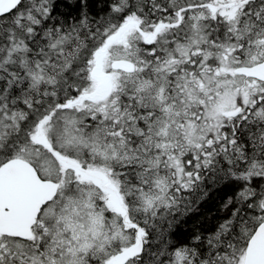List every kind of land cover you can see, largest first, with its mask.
I'll return each mask as SVG.
<instances>
[{
    "label": "snow or ice",
    "instance_id": "1",
    "mask_svg": "<svg viewBox=\"0 0 264 264\" xmlns=\"http://www.w3.org/2000/svg\"><path fill=\"white\" fill-rule=\"evenodd\" d=\"M0 264H264V0H0Z\"/></svg>",
    "mask_w": 264,
    "mask_h": 264
},
{
    "label": "trees",
    "instance_id": "2",
    "mask_svg": "<svg viewBox=\"0 0 264 264\" xmlns=\"http://www.w3.org/2000/svg\"><path fill=\"white\" fill-rule=\"evenodd\" d=\"M228 190L222 192H211L207 199L202 201L199 205V212L196 215H192L188 218L187 223L182 227L184 229H190L194 225L201 222H206L207 219L213 218L219 214L218 210L222 203V197H225Z\"/></svg>",
    "mask_w": 264,
    "mask_h": 264
}]
</instances>
